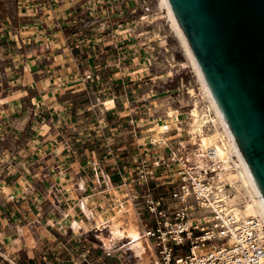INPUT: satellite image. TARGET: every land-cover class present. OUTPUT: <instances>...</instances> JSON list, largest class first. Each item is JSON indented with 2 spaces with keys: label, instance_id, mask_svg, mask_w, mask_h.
<instances>
[{
  "label": "crops",
  "instance_id": "crops-1",
  "mask_svg": "<svg viewBox=\"0 0 264 264\" xmlns=\"http://www.w3.org/2000/svg\"><path fill=\"white\" fill-rule=\"evenodd\" d=\"M88 4L100 15L101 29L110 24L105 35L82 24ZM127 4L131 3L0 0V254L4 260L13 263L19 258L24 264L50 251L42 258L48 261L66 231L73 239L92 222L79 203L90 198L84 196L90 194L85 192L91 181L107 179L108 161L89 158L88 150L75 142V131L84 132L88 121L87 115L81 116L87 109L78 104L96 82L86 78L101 71L95 57L108 53L101 44L109 47L125 40L122 52L133 49L131 34L121 35L112 16L123 6L128 9ZM103 105L111 111L117 97L109 95Z\"/></svg>",
  "mask_w": 264,
  "mask_h": 264
},
{
  "label": "rangeland",
  "instance_id": "rangeland-1",
  "mask_svg": "<svg viewBox=\"0 0 264 264\" xmlns=\"http://www.w3.org/2000/svg\"><path fill=\"white\" fill-rule=\"evenodd\" d=\"M117 1L124 5L131 3L127 4L128 9L123 6L112 16L113 22L121 30V35L131 34L133 49L128 53L122 52L121 48L127 45L125 40L109 47L101 44V50L108 53L95 57L101 71L86 78L88 81L96 80L90 94L79 98L78 107L87 109L81 116L87 115L88 121L83 124L85 129H82L85 131L81 134L75 131L74 136L75 142L88 150L89 158L104 163L108 161L104 168L107 179L102 178L101 182L91 181L85 192L90 194L84 196L90 198L79 203V207L83 205L85 218L88 219L90 215L92 222L89 227H85L84 233H77L73 239L66 231L60 237L62 245L55 246L52 260H42L43 257L49 256L50 252L44 251L38 254V258L32 256V259H27L24 264H101L107 252L117 256L116 259L108 261L111 264H117L120 259L132 263L151 259L148 250L143 258L137 256L127 237L107 245L105 240L111 237L109 229L98 228L96 216L103 213L104 216L112 215L125 207L119 221L124 227L137 225L145 238L144 209L133 201L130 194V189L138 183L135 173L137 167L144 164L145 168L151 171L153 180L160 179L163 171H166V179L175 182L173 167L169 173L168 170L155 169L152 164L154 158L162 154L167 155L170 149L177 147L184 151L191 148L197 150L196 141H192L188 133L189 113L196 103L204 107L208 102L167 9L160 5L161 0ZM84 12L82 24L105 35L106 26L110 24L101 29L97 20L100 15L95 14L93 5L88 4ZM109 95L117 97V105L108 112L103 104ZM169 110L174 111L176 115L175 124L173 123V130H176H171L162 143L148 140L147 131L151 129L153 122L168 119ZM127 146L128 148L124 149ZM115 164L118 166L117 170H114ZM156 184L160 185L161 181ZM163 189L159 192H170L171 187L168 191L167 188ZM3 258L0 254V264H21L18 262L19 258L13 263Z\"/></svg>",
  "mask_w": 264,
  "mask_h": 264
},
{
  "label": "built area",
  "instance_id": "built-area-1",
  "mask_svg": "<svg viewBox=\"0 0 264 264\" xmlns=\"http://www.w3.org/2000/svg\"><path fill=\"white\" fill-rule=\"evenodd\" d=\"M195 150L177 147L154 158L155 169L169 173L173 167L175 182L166 179V171L153 180L144 164L137 167L138 183L130 194L144 209L143 235L155 259L132 263L118 258L117 264H264V213L239 218L227 209L217 194L229 197L236 189L218 180L223 165L217 152L209 150L206 168H197ZM162 187L171 190L159 192ZM236 206L244 208V203L238 200ZM116 258L107 252L101 264Z\"/></svg>",
  "mask_w": 264,
  "mask_h": 264
},
{
  "label": "water",
  "instance_id": "water-1",
  "mask_svg": "<svg viewBox=\"0 0 264 264\" xmlns=\"http://www.w3.org/2000/svg\"><path fill=\"white\" fill-rule=\"evenodd\" d=\"M264 200V0H169Z\"/></svg>",
  "mask_w": 264,
  "mask_h": 264
},
{
  "label": "bare ground",
  "instance_id": "bare-ground-1",
  "mask_svg": "<svg viewBox=\"0 0 264 264\" xmlns=\"http://www.w3.org/2000/svg\"><path fill=\"white\" fill-rule=\"evenodd\" d=\"M160 5L164 6L168 11V15L180 43H182L186 55L197 73L204 98L208 102V105H204V107L196 103L189 113L190 121L188 133L191 140L196 141L197 145V150L194 153L195 165H197V168H206L208 152L211 149H215L223 165V174L218 180L228 182L236 189V193L229 197L225 196V193L217 194L223 196L226 202L225 207L232 210L235 216L239 218L259 213L263 214L264 200L204 78L202 70L191 50L169 0H161ZM175 116L174 111L169 110L168 119L156 120L153 122L151 129L147 131L148 140L152 139L154 143L164 142L169 132L173 130ZM169 120L171 121L170 123ZM257 197L259 199H257ZM238 200L244 203V208L236 206ZM85 207L86 206H84V208ZM123 209H125V207L121 210H117L115 214L112 215L104 216L103 213L102 215L96 216L98 228L109 229L111 237L109 240H105V242H107L108 245V243L127 237L130 241L129 245L134 249L137 256L143 258L144 255L146 256L148 250L151 253L149 258L152 260L155 259L152 246L148 243L146 238H143L139 231V227L132 224L124 227L123 223L119 221V216L123 212ZM77 226H84V223L78 222Z\"/></svg>",
  "mask_w": 264,
  "mask_h": 264
}]
</instances>
